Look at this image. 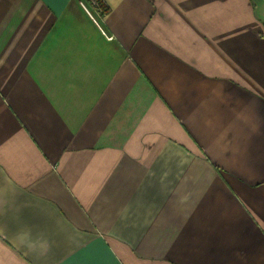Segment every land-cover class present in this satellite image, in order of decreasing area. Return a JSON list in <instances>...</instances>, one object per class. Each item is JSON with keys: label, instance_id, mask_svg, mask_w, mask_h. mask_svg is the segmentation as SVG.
I'll use <instances>...</instances> for the list:
<instances>
[{"label": "crops", "instance_id": "crops-1", "mask_svg": "<svg viewBox=\"0 0 264 264\" xmlns=\"http://www.w3.org/2000/svg\"><path fill=\"white\" fill-rule=\"evenodd\" d=\"M89 2L0 0V178L47 264H264V0Z\"/></svg>", "mask_w": 264, "mask_h": 264}, {"label": "clouds", "instance_id": "clouds-1", "mask_svg": "<svg viewBox=\"0 0 264 264\" xmlns=\"http://www.w3.org/2000/svg\"><path fill=\"white\" fill-rule=\"evenodd\" d=\"M17 188L14 181L8 177L0 178V239L9 235L5 218L14 223L16 231L11 236L13 248L31 255L36 264H47V259L53 251L56 243L53 234L45 227L36 226L24 220L22 208L16 206L15 197ZM60 232H63L66 243L72 245L77 243V238L70 232L64 230L63 224H58ZM72 232L78 233L79 229L73 228ZM82 239V235L80 236ZM15 264H21L13 256ZM2 264V261H0Z\"/></svg>", "mask_w": 264, "mask_h": 264}, {"label": "built area", "instance_id": "built-area-1", "mask_svg": "<svg viewBox=\"0 0 264 264\" xmlns=\"http://www.w3.org/2000/svg\"><path fill=\"white\" fill-rule=\"evenodd\" d=\"M89 1H90L89 3L92 5V7L100 9L99 3H97L95 0H89ZM83 7L87 11V13H89V15H90L89 10L84 6V4H83Z\"/></svg>", "mask_w": 264, "mask_h": 264}, {"label": "trees", "instance_id": "trees-1", "mask_svg": "<svg viewBox=\"0 0 264 264\" xmlns=\"http://www.w3.org/2000/svg\"><path fill=\"white\" fill-rule=\"evenodd\" d=\"M97 3H99V6L101 7V9L104 11L105 10V8L103 7V4H102V2H100L101 0H95Z\"/></svg>", "mask_w": 264, "mask_h": 264}, {"label": "snow or ice", "instance_id": "snow-or-ice-1", "mask_svg": "<svg viewBox=\"0 0 264 264\" xmlns=\"http://www.w3.org/2000/svg\"><path fill=\"white\" fill-rule=\"evenodd\" d=\"M68 264H74V262L73 261H70V262H68Z\"/></svg>", "mask_w": 264, "mask_h": 264}]
</instances>
